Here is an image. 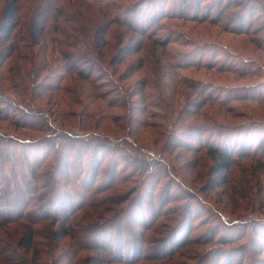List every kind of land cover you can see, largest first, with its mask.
Segmentation results:
<instances>
[{
	"label": "rangeland",
	"instance_id": "obj_1",
	"mask_svg": "<svg viewBox=\"0 0 264 264\" xmlns=\"http://www.w3.org/2000/svg\"><path fill=\"white\" fill-rule=\"evenodd\" d=\"M91 3L77 0L87 17L99 9ZM116 3L111 14L121 20L140 25L153 9L155 22L148 34L107 23L103 42L91 35L84 38V33L81 41L93 43L99 59L90 78L66 70L61 51L69 47L42 38L22 50L25 58L15 52L0 56L3 93L43 111L58 132L98 133L113 148L101 162L111 179L106 184L105 174L100 176L101 190L94 192L104 202L77 211L74 232L85 225L100 228L127 204L145 199L153 205V215L143 219L147 225H138L130 208L121 218L136 236L144 234L153 243L133 264H196L214 249L229 251L231 264H264V0ZM182 6L188 8L184 15ZM2 8L3 0L0 15ZM240 19L244 29L238 31ZM87 21L85 27L91 28L92 20ZM39 59L49 68L34 70ZM0 132L37 141L47 135L1 120ZM209 139L220 146H252L245 150L243 144L221 179ZM124 153L140 158L147 169L131 168L121 158ZM48 162L54 164V159ZM34 228L40 232L36 239L42 251L20 248L33 264H120L77 248L76 237L62 236L58 223L43 221ZM25 233L22 224L0 227L14 246ZM171 238L181 246L160 251ZM163 253L167 256L162 258ZM0 264L12 263L0 255Z\"/></svg>",
	"mask_w": 264,
	"mask_h": 264
},
{
	"label": "trees",
	"instance_id": "obj_2",
	"mask_svg": "<svg viewBox=\"0 0 264 264\" xmlns=\"http://www.w3.org/2000/svg\"><path fill=\"white\" fill-rule=\"evenodd\" d=\"M83 1L90 4L92 0ZM157 1L148 0V3L154 6ZM94 2L99 9L95 12V16L87 17V12L78 6L77 0H3L0 15L1 58L9 56L12 52L25 58L22 50L37 45V39L42 38L50 40L49 42H53L54 45L69 47L61 51L62 64L67 66L66 70L90 78L97 70L95 62H99V59L93 43L91 45L90 42L81 41L84 33V38L91 35L94 41L103 42V36L108 30L107 23L119 22L148 34V27L155 22L151 19L155 13L153 9L142 24L135 25L136 23L130 18L121 20L118 15L111 14L115 4L117 5V0ZM181 9V15H184L188 8L182 6ZM84 16L92 20V26L89 25L91 28H86L88 21L87 19L86 22L84 21ZM81 21H84L82 24L84 29L79 27ZM236 23L238 31L244 29L241 19ZM36 63L34 70L49 68V64L44 59H39ZM0 120L16 127L47 132V135L39 141L22 138L15 133L0 132V227L22 224L26 232L18 239L16 246L0 234V255L5 260L12 264H33L20 248L24 251L32 248L33 254L42 251L40 241L36 239V235L40 232L34 228V225L43 221L58 223L60 228H63L62 236H75L77 248L100 252V259L105 262L133 264L142 259L144 254L146 255V245L150 246L151 240H148L144 234L136 236V231L129 223L121 219L126 214V208H130L128 211L132 216L137 217L138 225H147L148 222H144L143 219L144 216L153 215V205L145 199L133 202L135 205L127 204L120 212L105 219L100 228L82 226L79 233L75 231L77 236L73 230V218L77 211L84 208L91 209L104 202L103 199L101 200L102 197L96 198L94 194L101 190L100 176L105 174L106 184L112 176L103 171L101 162L105 157V151L113 148L101 134L92 133L82 136L73 129L58 132L53 119L47 114L18 98L6 95L1 88ZM207 143L209 153L215 161L214 170L221 174V179H225L224 173L229 169L234 154H241L242 148L246 146L245 150H248L252 146L245 145V142L243 143L245 146L241 142H235L232 147L225 143L220 146L212 139ZM49 157L54 159V164L48 162ZM121 158L131 168L147 169L148 167L140 158L131 157L129 154L124 153ZM7 165L10 166L9 170L6 168ZM112 171L115 172V168ZM177 234L179 235V232ZM91 237L105 240L101 242L90 240ZM257 237L262 240L260 235ZM178 238L179 236L176 239ZM181 238H183L180 243L182 245L186 237L184 235ZM174 240L166 247H159V250L169 248L174 251L177 245L181 246L175 244ZM111 241H114L112 245H110ZM164 254L166 253L160 257L167 256ZM232 261L229 251L214 249L210 255L208 253L200 257L196 264H231Z\"/></svg>",
	"mask_w": 264,
	"mask_h": 264
}]
</instances>
